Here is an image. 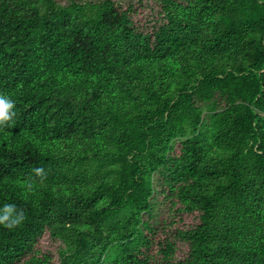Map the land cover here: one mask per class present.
Segmentation results:
<instances>
[{
	"label": "trees",
	"instance_id": "16d2710c",
	"mask_svg": "<svg viewBox=\"0 0 264 264\" xmlns=\"http://www.w3.org/2000/svg\"><path fill=\"white\" fill-rule=\"evenodd\" d=\"M0 94V264H264V0H0Z\"/></svg>",
	"mask_w": 264,
	"mask_h": 264
},
{
	"label": "clouds",
	"instance_id": "9594fccd",
	"mask_svg": "<svg viewBox=\"0 0 264 264\" xmlns=\"http://www.w3.org/2000/svg\"><path fill=\"white\" fill-rule=\"evenodd\" d=\"M15 101L8 95L0 94V126L13 120L16 116ZM36 175H45L43 168H36ZM26 220L24 212L18 211L15 205L7 204L0 210V225H4L9 229L20 226Z\"/></svg>",
	"mask_w": 264,
	"mask_h": 264
}]
</instances>
